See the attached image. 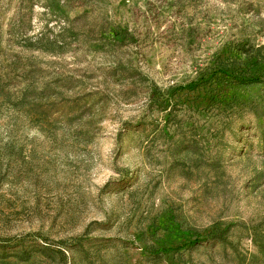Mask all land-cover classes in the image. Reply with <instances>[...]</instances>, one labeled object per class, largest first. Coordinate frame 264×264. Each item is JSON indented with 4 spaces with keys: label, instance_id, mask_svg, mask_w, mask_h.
<instances>
[{
    "label": "rangeland",
    "instance_id": "obj_1",
    "mask_svg": "<svg viewBox=\"0 0 264 264\" xmlns=\"http://www.w3.org/2000/svg\"><path fill=\"white\" fill-rule=\"evenodd\" d=\"M261 244L264 0H0V264H264Z\"/></svg>",
    "mask_w": 264,
    "mask_h": 264
},
{
    "label": "trees",
    "instance_id": "obj_2",
    "mask_svg": "<svg viewBox=\"0 0 264 264\" xmlns=\"http://www.w3.org/2000/svg\"><path fill=\"white\" fill-rule=\"evenodd\" d=\"M57 37L54 38V39L41 38V39H39V41L41 43H43V44H40V45L39 44H32V45H30V47H32L33 49L44 51V52H51V53H57V54L62 53V50H60V49H62L63 46L66 45V41L63 40V39H60L59 36H57ZM137 74L139 76H142L139 73H137ZM142 77H144V76H142ZM144 80H145V78H143V81ZM147 80L148 79H146V81ZM185 89H195V85L194 84H190V85L186 86ZM27 92H28V90H26L25 95H27ZM218 244H226V241H224L222 237H220V238L215 237V238H213V241L209 245L217 246ZM192 245H193V247L196 248V247L201 246V242L199 240L198 241L195 240L192 243ZM40 252L44 256H49L48 253L45 250H40ZM259 252H260V254H262V256H264V244H261V246H259ZM30 256L31 255L29 254V252H25L23 254V256L21 257V260L22 261H28ZM254 258L256 259L257 257H254Z\"/></svg>",
    "mask_w": 264,
    "mask_h": 264
}]
</instances>
